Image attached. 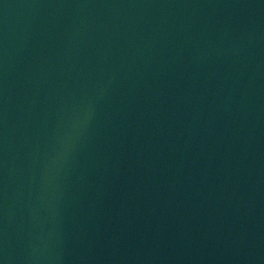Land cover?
<instances>
[{"label": "water", "instance_id": "95a60500", "mask_svg": "<svg viewBox=\"0 0 264 264\" xmlns=\"http://www.w3.org/2000/svg\"><path fill=\"white\" fill-rule=\"evenodd\" d=\"M0 264H264V0H0Z\"/></svg>", "mask_w": 264, "mask_h": 264}]
</instances>
